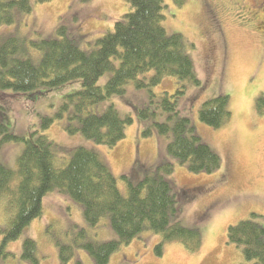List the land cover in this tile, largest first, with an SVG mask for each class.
I'll return each instance as SVG.
<instances>
[{
  "label": "rangeland",
  "instance_id": "obj_1",
  "mask_svg": "<svg viewBox=\"0 0 264 264\" xmlns=\"http://www.w3.org/2000/svg\"><path fill=\"white\" fill-rule=\"evenodd\" d=\"M29 1L34 8L31 13L20 15L14 25L0 28V44L8 37H17L29 46L35 41L60 38L58 30L65 28L80 49L91 52L96 41L112 32L128 12L125 0ZM206 1L219 5V29L212 25L204 0H189L182 8L165 0L167 9L163 12L167 34L184 38L200 86L168 78L156 88L139 90L130 82L123 96L95 106V114L102 115L114 106L123 118L134 119L125 140L113 148L94 143L81 133L71 135L66 131L68 118L57 117L62 99L82 90L81 81L38 90L36 95L35 91L32 95L0 92V120L16 136L31 138L34 132L47 135L57 146V168H65L74 152L85 148L98 154L109 167L123 196L129 193L128 183L137 186L157 173L173 184L178 212L171 224L198 230L199 249L193 253L182 243L168 242L162 234L145 231L120 247L109 264H247L242 249L228 243L227 231L245 220L264 227V116L255 109L256 100L264 96V0ZM111 77L107 73L98 85L104 87ZM182 85L186 93L178 100L181 116L189 119L198 137L221 158L220 170L212 174H194L188 165L180 164L168 153L172 137L159 135L153 126L167 121L161 101L167 94L176 95ZM220 96L230 98L232 119L222 128L213 129L200 121L199 111L205 102ZM145 109L152 116L144 120L141 111ZM47 118L53 123L44 129L43 120ZM149 127L154 133L145 137L143 133ZM24 146L0 145V164L16 170ZM166 164L173 165L171 173L159 169ZM43 199L42 218L33 220L19 240L9 245L14 257L6 264H33L22 259L24 243L29 239L37 244L39 264H62L60 245L73 248L69 264H95L81 246L118 241L110 218L90 227L83 207L66 194L52 192ZM5 221L0 207V228H7Z\"/></svg>",
  "mask_w": 264,
  "mask_h": 264
},
{
  "label": "trees",
  "instance_id": "obj_2",
  "mask_svg": "<svg viewBox=\"0 0 264 264\" xmlns=\"http://www.w3.org/2000/svg\"><path fill=\"white\" fill-rule=\"evenodd\" d=\"M125 1L128 12L114 25L112 32L96 41V48L91 52L80 49L65 28L58 30L60 38L35 41L29 46L17 37L5 39L0 44V92L32 95L35 91L36 95L45 89L81 81L82 90L62 99L57 117L68 118L66 131L71 135L81 133L94 143L113 148L125 140L126 130L134 119L132 116L123 118L114 106L98 115L93 112L95 106L114 96H123L130 82L139 90L156 88L168 78L200 86L184 38L169 35L164 28L165 0ZM188 1L172 0L177 8ZM203 4L208 16L211 15L207 1ZM33 9L29 0H0V28L14 25L20 15L29 14ZM107 73L112 74L111 79L104 87L99 86L100 79ZM151 73L152 77L147 78ZM185 93L182 85L176 95L167 94L162 99L168 119L153 126L159 135L172 137L168 153L180 164L188 165L194 174H212L220 170L222 161L198 137L189 119L181 116L178 100ZM229 104L230 98L226 96L209 100L202 105L198 117L210 128H222L232 119ZM255 109L258 115L264 116V96L256 100ZM151 116L148 109L141 111L142 119ZM51 123L53 119H44L43 128H49ZM151 128L143 133L145 137L153 135ZM30 136L14 135L0 120V145L25 144L16 170L0 164V207L8 224L7 228H0V264L14 257L8 251L9 245L19 240L33 220L42 218L43 198L52 192L66 194L81 205L90 227L110 218L118 241L81 246L95 264H109L120 247L130 244L145 231L162 234L168 242L182 243L190 252L199 249L198 230L171 224L178 212V194L162 174L148 176L137 186L128 183L129 193L123 196L114 175L98 154L79 148L70 163L60 169L55 166L56 144L41 132ZM159 169L171 173L173 165H161ZM227 232L228 243L242 249L247 264H264V227L245 220L229 227ZM36 251L35 241H25L22 259L39 264ZM59 251L62 264H69L74 256L73 248L60 245Z\"/></svg>",
  "mask_w": 264,
  "mask_h": 264
},
{
  "label": "flooded vegetation",
  "instance_id": "obj_3",
  "mask_svg": "<svg viewBox=\"0 0 264 264\" xmlns=\"http://www.w3.org/2000/svg\"><path fill=\"white\" fill-rule=\"evenodd\" d=\"M232 3V1H231ZM207 7L209 8V11H210V14L212 16V25H214L216 27V29H219L220 26H219V21H218V15H217V12L216 10L218 9L217 7H219V5H214V2L210 3V2H207ZM232 7L234 8H237V4L236 3H232Z\"/></svg>",
  "mask_w": 264,
  "mask_h": 264
}]
</instances>
